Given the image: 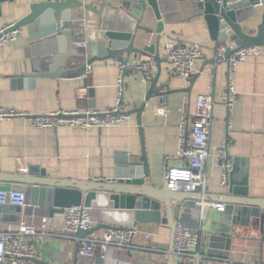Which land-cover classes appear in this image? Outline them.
I'll return each mask as SVG.
<instances>
[{"label": "crops", "instance_id": "0c3cea01", "mask_svg": "<svg viewBox=\"0 0 264 264\" xmlns=\"http://www.w3.org/2000/svg\"><path fill=\"white\" fill-rule=\"evenodd\" d=\"M47 1L61 0H13L4 3L0 29L28 14L31 4ZM46 18L45 13L38 16L35 23L21 28L15 41L0 46V107L28 114H45L57 110H112L117 104V82L123 75L121 62L114 59L95 62L91 64L92 71L88 77L82 74L51 75L64 52H61V42L56 37H48ZM167 41L198 45L202 49L203 55L196 63L198 73L191 87L185 78L172 73ZM153 42L149 41L146 46L155 50V46L150 45ZM219 44V41L211 38L206 24L200 20L166 23L160 41L163 60L157 89L166 91L167 97L166 100L159 96L151 97L142 111L151 180L156 187L164 184L162 166L165 159H168L170 166L183 165L177 150L185 93L190 95L191 120L198 98L207 94L213 98L214 106L209 137L211 155L206 162L207 188L204 197L212 198L224 189L220 182L222 170L214 150L227 141L231 159L237 155L249 158V196L264 199V54L239 62L230 75L227 62L211 63ZM79 47L84 46L78 42L76 49ZM143 60H149L155 75L157 73L154 58L131 57L124 76L122 105L126 111L140 107L148 93L150 82L144 81L140 74H135L130 68ZM34 70L48 75H27ZM229 85L237 92V100L232 108L227 106L225 100ZM81 87L87 88L84 98L77 96V89ZM141 152L136 113H131L120 126L88 129L64 124L40 128L26 117L0 119V172L16 176H33L30 174L32 170L45 171L47 178L53 180L98 181L101 178H116L118 157H137ZM210 213L223 215L224 211L211 208ZM43 218L47 219L49 235L42 241L33 236H27V239L34 245L40 259L71 264L68 255L71 257L77 252L76 239L67 235L65 212L47 217H23L33 225H40ZM16 224L4 222L0 218V232ZM98 224L94 222L93 226ZM168 226L137 222L139 236L135 246L130 249L133 257H128L129 250L114 247L105 256V264H168L171 256L165 260L164 255L172 250L174 236ZM104 229L102 227L95 233H101ZM201 232L202 239L195 252L217 264L225 259L232 260L234 264H264V225L259 219L252 218L250 226H237L238 236L234 238L232 251L216 259L206 252L205 232L203 229ZM146 234L151 236L149 240L145 238ZM41 249L45 250V255L40 254ZM100 255L98 251L93 257L98 258ZM80 257L83 261L92 259L83 255ZM191 257L176 255L175 259L179 263H189L194 261Z\"/></svg>", "mask_w": 264, "mask_h": 264}, {"label": "water", "instance_id": "95a60500", "mask_svg": "<svg viewBox=\"0 0 264 264\" xmlns=\"http://www.w3.org/2000/svg\"><path fill=\"white\" fill-rule=\"evenodd\" d=\"M13 0H0L2 5ZM45 13L48 37H56L61 43L62 55L51 75L77 76L83 74L88 65L114 59L127 65L131 57L149 56L155 59L157 73L150 81L145 101L127 113H136L142 152L137 157H118L115 170L116 182L92 180H53L45 171H30L33 176H16L0 172V189L8 192L21 190L25 193V207L8 203L0 205V218L4 222L17 223L24 216H52L63 213L66 208L83 204L90 208L93 222L98 225L80 229L82 238L111 225L136 226L137 222L166 224L174 230L181 223L190 228L204 230L206 252L216 258L223 257L234 246L237 226H250L252 218L264 225V199L249 196V158L234 156L232 167L226 170L224 189L212 198L198 191L176 192L164 183L156 187L144 144L142 111L146 101L153 96L166 100L167 92L157 89L161 73L162 57L160 41L166 23L200 20L206 24L211 38L220 43L233 42L235 48L228 49L224 57L211 60L222 62L235 51L249 46H264V0H61L38 2L30 5V12L12 23L6 32L21 29L35 23ZM149 25H153L150 27ZM150 29V31H149ZM84 47L77 48L78 42ZM155 46V50L146 46ZM51 67V65H49ZM28 76L48 75L34 70ZM195 77L189 79L190 87ZM229 157V154H228ZM222 201L226 208L223 215L211 214L210 207L202 209L198 201ZM123 215L121 218L120 216ZM197 220V223L194 224ZM198 225V226H197ZM45 255V250H40ZM130 259L133 253L127 252ZM71 264H105L103 254L83 261L76 252ZM61 260V259H60ZM66 260V259H65ZM68 260V259H67ZM42 264L57 263L39 258ZM0 264H10L0 261ZM168 264H199L176 262L171 255Z\"/></svg>", "mask_w": 264, "mask_h": 264}, {"label": "built area", "instance_id": "2783aa9c", "mask_svg": "<svg viewBox=\"0 0 264 264\" xmlns=\"http://www.w3.org/2000/svg\"><path fill=\"white\" fill-rule=\"evenodd\" d=\"M81 1L89 2L90 0ZM12 26L13 24H9L0 29V46L18 38L21 29L6 32ZM79 44L85 46L86 42H79ZM233 48H235L233 42L220 43L216 50V56L224 57L226 51ZM166 49L173 66L172 73L182 76L189 82V79L198 73L196 63L203 55L202 49L198 45L174 41H167ZM261 54H264V46H249L235 51L228 58H223V61L228 63L229 74L232 75L239 62L246 60L248 57ZM120 67L124 73L126 65L121 62ZM130 68L135 74H140L146 82H150L154 78L153 65L149 60L138 61ZM91 71L92 65H88L82 75L88 77ZM117 88V104L112 110H57L45 114H28L15 109L0 107V119L26 117L40 128L56 127L62 124L84 129L120 126L130 115L126 109H123L124 106L122 105L124 92V77L122 74L117 82ZM86 94V87L77 89L79 98H84ZM225 100L229 108H232L237 100V92L230 85ZM189 104L190 95L185 93L177 150V156L183 160V165L181 167L170 166L168 159H165L162 166V176L164 183L172 191H198L205 194L207 188L206 162L211 155L209 137L214 100L210 95H201L195 104L192 120ZM214 154L218 157V165L222 170L220 182L224 186L227 179L226 170L232 167V159L228 157L227 141L222 142L219 147L215 148ZM98 181L116 182L117 178H101ZM25 198V193L21 190L8 192L0 189V204L8 203L25 207ZM197 204L202 209L208 206L219 211H225L226 208L223 202H205L202 200L198 201ZM65 214L67 235L76 239L75 247L80 255L93 257L99 251L107 256L114 247L130 250L137 242L139 230L136 226L111 225L101 233L93 232L88 237H76L80 229L86 230L93 226L94 222L90 215V208L83 204L72 206L65 209ZM47 229L46 218H43L40 225L29 224L22 218L14 227L0 232V261L9 262L10 264H42L34 245L27 239V236H33L38 241H42L49 235ZM145 238L149 240L151 236L146 234ZM201 239V230L192 229L181 223L177 224L174 230L173 248L171 251L166 252L164 259L168 260L171 255L192 256L191 258L199 264H217L216 261L195 252ZM220 264H234V262L225 259Z\"/></svg>", "mask_w": 264, "mask_h": 264}]
</instances>
